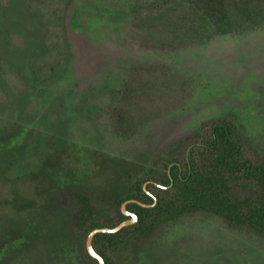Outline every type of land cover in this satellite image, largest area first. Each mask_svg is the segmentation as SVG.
I'll use <instances>...</instances> for the list:
<instances>
[{
    "label": "rangeland",
    "instance_id": "obj_1",
    "mask_svg": "<svg viewBox=\"0 0 264 264\" xmlns=\"http://www.w3.org/2000/svg\"><path fill=\"white\" fill-rule=\"evenodd\" d=\"M166 1L0 0V264H86L77 192L109 217L119 176L155 168L204 123L231 122L264 157V24L181 50L140 45L141 23ZM151 64L179 87L121 135L114 93ZM157 230L127 264H264L262 238L212 215Z\"/></svg>",
    "mask_w": 264,
    "mask_h": 264
},
{
    "label": "trees",
    "instance_id": "obj_2",
    "mask_svg": "<svg viewBox=\"0 0 264 264\" xmlns=\"http://www.w3.org/2000/svg\"><path fill=\"white\" fill-rule=\"evenodd\" d=\"M152 8L155 12L138 29L143 31L140 45L150 49L181 50L236 26L264 24V0H168ZM126 74L114 93L115 106L108 111L124 136L133 124L154 112L156 102L171 98L168 91L179 87L171 69L161 64L133 66ZM154 164L155 168L142 175L119 176L108 195L115 204L109 217L96 212L86 193L77 192L71 223L87 256L86 264H98L86 251L88 236L128 220L121 210L128 201L132 202L126 209L137 216V222L93 238V248L105 264H127L132 244L191 214L215 216L233 230L248 231L264 240V157L257 156L231 122L204 123L196 136Z\"/></svg>",
    "mask_w": 264,
    "mask_h": 264
},
{
    "label": "water",
    "instance_id": "obj_3",
    "mask_svg": "<svg viewBox=\"0 0 264 264\" xmlns=\"http://www.w3.org/2000/svg\"><path fill=\"white\" fill-rule=\"evenodd\" d=\"M130 202H132V201H128V202L124 203L123 206H122V211H123L124 215L127 216V217H130V219L122 222L120 225H118L114 229H107V228L96 229V230L92 231L90 233V235L88 236L87 244H86L87 252L90 255V257H92L93 259H96L98 261V264H105V262H104L103 258L95 252V250L93 248L92 242H93L94 236L99 234V233H116V232L120 231L121 229H123L124 227H128V226L134 225L137 222V216L135 214H132V213H130V212H128L126 210V206ZM133 202H136V201H133ZM141 205L143 207H148V206L143 205V204H141Z\"/></svg>",
    "mask_w": 264,
    "mask_h": 264
}]
</instances>
